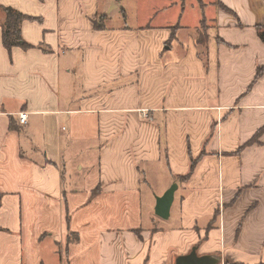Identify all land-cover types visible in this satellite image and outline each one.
Here are the masks:
<instances>
[{"label":"crops","instance_id":"1","mask_svg":"<svg viewBox=\"0 0 264 264\" xmlns=\"http://www.w3.org/2000/svg\"><path fill=\"white\" fill-rule=\"evenodd\" d=\"M148 1L130 27L119 0H0L29 17L0 35V264L264 263V133L242 146L264 127V0Z\"/></svg>","mask_w":264,"mask_h":264},{"label":"rangeland","instance_id":"2","mask_svg":"<svg viewBox=\"0 0 264 264\" xmlns=\"http://www.w3.org/2000/svg\"><path fill=\"white\" fill-rule=\"evenodd\" d=\"M119 1L128 5L127 14H125V17H124V13L122 11L117 10V8L116 9L111 8L110 10V17L112 20L111 23H116L117 21L118 24L125 22V24H127L130 27L135 26L137 22H139L140 20H144V18L146 17L145 15L150 10V7L152 8V3L150 4L148 0H119ZM185 4H186V13H187L186 15L191 16L192 14L195 18V15L193 14V12H196L198 10L197 0H186ZM110 7H113V5L110 4L109 8ZM195 14L197 15V13ZM99 20L97 21L99 22ZM189 20H191L190 17H189ZM206 23L207 21H204L198 25L197 29L199 30L200 33L204 32ZM144 192L147 193L146 188L144 189ZM148 201H149V196L148 198L145 197V206L143 208V211H144L143 216H144L146 225L149 226L150 221L148 218L152 216V210L151 209L149 210ZM171 210H172V217L169 220L167 219L168 221L161 219L159 217L156 218L157 219L156 223L157 225H159V227H167V225L172 224V221L174 220V217L176 215V210H174V206L172 207ZM153 216H154V213H153ZM52 264H56V262L54 261Z\"/></svg>","mask_w":264,"mask_h":264},{"label":"trees","instance_id":"3","mask_svg":"<svg viewBox=\"0 0 264 264\" xmlns=\"http://www.w3.org/2000/svg\"><path fill=\"white\" fill-rule=\"evenodd\" d=\"M223 8H225L223 6ZM0 9L2 10L4 16H3V21L0 22V27H1V41L4 47H8L10 45H12V43H20L21 42V35H20V24L24 21L29 19V17L21 14L20 12H18L17 10L13 9L12 7H3L0 6ZM226 9V8H225ZM205 19L201 20V23L204 22ZM94 26L96 28H99L100 25H98L97 23L94 22ZM257 32H258V36L260 38V40L262 41V43H264V25H257ZM206 36L204 35V33H199V36L197 37V43L204 45ZM264 71V66L263 67H258L256 70V76L258 77L262 74V72ZM264 133V127L258 129L254 136L247 141L245 144H243L242 146H246L249 144H253L257 141L258 137ZM239 148L238 152L240 151L241 147ZM195 161H191L190 164V170L188 171L187 174L178 177L177 179H187L191 173L193 172L194 168H195ZM138 233V231H137ZM224 264H241V263H224ZM244 264V263H243ZM258 264H264L262 262H259Z\"/></svg>","mask_w":264,"mask_h":264},{"label":"water","instance_id":"4","mask_svg":"<svg viewBox=\"0 0 264 264\" xmlns=\"http://www.w3.org/2000/svg\"><path fill=\"white\" fill-rule=\"evenodd\" d=\"M114 7V6H113ZM177 188L176 183H172L161 196L155 197V214L164 220H167L170 214V206L173 202L174 191ZM220 261L215 257L208 255H197L192 248L188 253L176 257L174 264H218Z\"/></svg>","mask_w":264,"mask_h":264},{"label":"built area","instance_id":"5","mask_svg":"<svg viewBox=\"0 0 264 264\" xmlns=\"http://www.w3.org/2000/svg\"><path fill=\"white\" fill-rule=\"evenodd\" d=\"M28 114L26 112H18L17 118L20 124H25L27 121Z\"/></svg>","mask_w":264,"mask_h":264}]
</instances>
